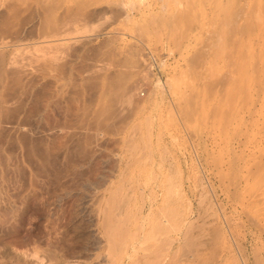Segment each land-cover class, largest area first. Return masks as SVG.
<instances>
[{
    "label": "bare ground",
    "instance_id": "6f19581e",
    "mask_svg": "<svg viewBox=\"0 0 264 264\" xmlns=\"http://www.w3.org/2000/svg\"><path fill=\"white\" fill-rule=\"evenodd\" d=\"M135 2L136 0H0V134H2L0 136L21 127L16 122L17 120L13 122L11 117L18 118V115L23 113L21 111L26 101H39L37 80L50 79L49 74L52 72L66 73L69 65L72 64V58L79 49L87 48V44L97 39L98 34L91 35V31L90 35L87 34L90 23L100 17L126 16L123 10L124 5L133 6ZM161 3L162 6L164 4L163 7L181 3L186 8L166 14L168 16L162 13L152 22L162 28V33L165 34L168 42L178 47L183 61L175 68V76L169 83L172 96L175 97L174 106L179 113V122L173 115L172 117L169 115L168 120L162 118L163 116L159 119L156 111L155 115L159 123L161 118L168 122L167 127L170 128L168 130L171 140L175 139L172 132L174 133L176 128H182V136L186 142L193 143L200 159L201 170L205 174L201 173L204 176L199 175V178L197 176L198 179L193 183L194 185H189L194 201L191 213L182 216L183 211L180 209L182 212L179 213L182 217H179L177 208V212L171 210L175 207H170L171 211L169 207L165 208L169 210V213H177L179 217V220L175 219L177 223L173 222L176 215H173L175 217H171L173 220H170L173 222H170L172 225L176 223V228L180 227L178 230L171 226L174 232L175 229L178 231L175 232L176 236L171 237L172 239L170 238L167 242L168 245L171 243L170 253L176 243L179 246L175 248L180 251L173 250L175 257L178 252V259L171 257L179 264H196L199 261L207 264H264V0H161ZM196 31L198 34L193 35ZM146 34H148L147 31ZM105 56L106 60L97 59L99 63L101 62V65H96L99 69L96 66V68L90 67L89 71H85L88 73L83 79L87 84L95 88L102 87L104 90L102 93L104 95L101 94L103 98L97 97L99 104L94 109L88 110L92 116L94 131L96 130L95 135L102 129L113 130L115 128L113 121L120 120L119 118L124 115L125 106L131 102L126 95L128 83L133 77V70L138 67L139 54L137 51L110 52ZM154 99L149 104L156 103L158 99ZM150 114L143 119L151 118ZM4 118L9 121H4ZM153 118L154 116L148 120H153ZM155 123L156 121L154 125ZM150 127L148 130H151L152 127ZM167 127L164 128L165 131L162 129V132H166ZM158 132H161V129ZM132 179L129 182L136 180L131 181ZM147 179L151 178L143 179L144 183L140 181L145 186L141 185L140 191L144 192L147 188L154 186L156 182L153 181L158 177L153 179V183L150 180L146 184ZM167 183L168 181L158 183L161 186L160 189L164 190ZM169 186L172 187L171 184ZM169 186H166L167 191L164 193L166 197H162L163 200L167 198V194L169 195L168 200L177 198H174V192V195L170 196L167 189ZM180 187L183 188V183ZM172 188L169 189L170 192ZM127 191L131 192L129 189ZM152 191L157 192L155 187ZM152 191L150 189L151 196H153ZM143 192L141 193L144 194ZM129 195L120 201L119 210L121 212L126 206H130L132 197ZM155 202L151 200L147 204L145 201L143 207L140 206L142 209L139 214H144L147 208H153ZM170 202L171 206L179 205L177 204L179 202ZM181 202L183 200L180 204ZM179 207L182 206L179 205ZM151 210L149 211L152 212ZM97 213L93 208L92 217L94 219L92 218L93 225L91 226L97 227L96 230L101 229L100 225L98 226L97 217L99 215ZM167 214L168 212L165 218L163 216L165 226L167 222L169 224V218L172 216L171 214L167 216ZM192 215H195L194 219ZM166 216L169 218L166 219ZM166 231L167 233L172 232L171 229L170 231L166 229ZM96 232H94L95 235L92 234L95 240V243L94 241L92 243L98 247L101 239L98 240V238L102 235L98 237L99 234L97 235ZM239 232L242 239L238 236ZM254 243L256 246L260 244L261 249H256L254 246L255 250L251 252L249 246ZM103 244L107 247V244ZM89 245L92 246V244ZM133 249L137 248L133 246ZM90 250L89 248L88 251ZM92 251L95 253L94 250ZM101 251L103 252L104 249ZM101 251L96 250L95 255H101L99 254ZM12 253L10 259L16 264H39V260L36 262L33 257L31 261L28 260L30 259L28 255L26 259V254L21 256L22 254L12 255ZM86 254L87 252L84 255ZM57 255H53L55 262L50 263L49 260L48 264H66L67 259L59 258ZM163 257H166V253ZM171 257L170 260L169 257L167 258L168 261H173ZM88 258L87 261H90ZM103 259L105 260V257ZM164 261L166 263L167 260ZM99 262L96 261V263Z\"/></svg>",
    "mask_w": 264,
    "mask_h": 264
},
{
    "label": "rangeland",
    "instance_id": "374dc122",
    "mask_svg": "<svg viewBox=\"0 0 264 264\" xmlns=\"http://www.w3.org/2000/svg\"><path fill=\"white\" fill-rule=\"evenodd\" d=\"M163 6L161 0H136L133 6L124 5L123 10L124 13L126 12V16L100 17L90 23L87 34L90 31L91 35L98 34L97 39L89 43L90 45L87 44L89 45H86L87 48L79 49L75 54L76 57L72 58L70 68L68 67L69 72L68 70L63 74L52 72L49 74L50 77L47 76L50 79L45 77L48 80L44 78H41V81L37 80L39 101H26L27 103L24 104L23 111H21L23 113L20 112L18 118L11 117L13 122L17 120L16 122L22 129L21 127L13 129L6 135L0 136V264H14L15 262L10 259L12 252V255L22 254L21 256H23L26 254L25 258L28 255L30 259H26L30 261L33 257L34 261L38 262L39 260V264L42 262L48 264L49 260L50 263L51 261L55 262L53 258L59 252L61 254L59 253L57 256L64 257L69 264H85L88 257L92 262L87 261L86 264H93L94 261L95 264L101 262L102 264H105L104 262L106 264H160L162 261L161 264L176 263V259L172 257L176 258L178 252L175 253L177 255L175 257L173 250L179 251L178 248H175L179 245L176 243L171 248L173 249L172 254L169 250L171 243L168 245L167 242L171 237L176 236L175 234L180 228H176L177 220L175 221V219L192 212L191 206L194 201L189 185L193 186L199 175L202 177L205 174L201 170L200 159L193 143L184 140L182 128L179 127L180 130L176 128V133L172 132L175 139L171 140L168 130L170 128L167 127L168 122L165 121L173 115L179 122V113L174 106L175 97L172 96L169 83L175 76V68L178 67L177 65L180 66L183 61L178 47L172 42H168L167 37L162 33V28L152 22L156 16L162 15V13L168 16L166 14H172L174 11L186 7L181 3ZM196 34L198 31L193 33V35ZM106 43H108V47ZM128 51H137L139 54L138 67L133 70V77L129 81L126 91L131 102L125 106L124 115L119 118L120 120L113 121L115 123L113 130L102 129L95 135L96 130L94 131L92 116L88 110L94 109L99 104L97 97L103 98L104 90L102 87L95 88V86L87 84L83 80L86 77L84 75L88 73L85 71H89L93 66L101 65L97 59L102 55L101 61L110 52ZM97 53L99 54L97 55ZM97 69L99 68L97 67ZM152 99L157 101L150 105L149 102ZM155 111L158 113L156 115L159 119L162 116L166 119L161 118L162 122L159 123ZM149 114L151 118L146 119L148 122L150 121L148 123L144 119ZM152 116H154L153 120H148L152 119ZM7 117L11 120L9 116ZM6 118L4 121H9ZM143 120L144 123H142ZM151 121H153L152 124ZM144 125H150L152 128ZM161 125L163 126L159 128ZM149 127L151 130L153 129L152 132L150 129L148 130ZM166 127V132H164ZM157 129L159 131L161 129V132L163 129V134ZM35 150L37 156L34 154ZM32 151L33 153H31ZM177 174L182 177H177ZM147 177L151 179L145 180L146 184L150 180L151 183H156L152 187H146V191H140L141 185L144 186L143 179ZM156 177L158 179L153 181ZM131 178L136 179V182L131 180L135 183L134 185L131 184L133 182H129ZM161 179L164 180L161 181ZM141 180L143 183L140 182ZM165 180L172 187L174 184L173 188L168 183L165 184L170 187H167L170 196L175 194L174 198L177 197L175 200H168L169 195L167 194L166 199L169 202L166 201L168 203L166 207V199L163 200L166 197L164 194L167 191L165 190L166 186L163 190L158 184L166 183ZM181 182L183 188L180 187L182 186ZM129 184L131 186H128ZM125 186L131 192H128ZM153 187L157 192L153 193ZM175 187L180 188L181 192ZM171 188L172 192L169 190ZM150 189L153 196L149 193ZM180 193L184 194L183 197ZM126 195L132 197L131 203L121 212L119 210L120 201ZM149 196L150 199H148ZM177 199L183 200V202L180 204ZM151 200L155 202V208H151L152 210L147 208L144 214H139L145 201L149 204ZM170 201L179 202L177 204L182 207L180 208L177 204H175L177 207L171 206ZM170 207L178 209L179 217H177V213H169ZM93 208L99 213H97L99 215L97 221L101 229L96 230L97 227L91 226L94 219L92 217ZM165 208L169 210L167 211ZM175 209L171 210L177 212ZM165 212H168L167 216L172 215L170 218L166 216V219L169 218L170 224L167 222V226L163 222ZM179 212H182V216ZM173 215H176L174 220L171 219V217H175ZM194 217L195 215H192L193 219ZM170 220L176 223L172 225L173 222ZM171 226L178 229L176 231L174 228L176 233ZM162 228L164 231L161 230ZM166 229L168 231L171 229L172 232H170L173 235L170 232V234L167 233ZM92 230L97 235L99 234L98 237L100 235L103 237L98 238V240L101 238L102 241L99 240V249L94 245L93 235L95 234ZM238 234L242 239L241 233ZM114 239L116 242L113 241ZM93 241L94 243H92ZM103 243L107 244V247ZM112 245L113 247H111ZM133 246L138 250L133 249ZM254 246L256 243L249 246V251H254ZM89 248L91 252L88 251ZM106 248L108 249L105 251ZM165 248L168 249V254ZM257 248L261 249L260 244H257ZM100 249H104V251L102 252ZM96 250L101 251L99 256H103L102 258L97 256L98 254L95 255ZM86 252L87 254L84 255ZM164 252L166 257H163L165 256ZM81 253L84 254L81 255ZM91 253L92 255H90ZM102 253L104 254L102 255ZM66 254L70 256H68L69 259L65 256ZM77 256H80L79 259ZM170 257L174 262L168 261ZM162 258L167 260L166 263ZM97 260L100 262L96 263ZM67 261L66 264H68ZM196 264L207 263L199 261Z\"/></svg>",
    "mask_w": 264,
    "mask_h": 264
}]
</instances>
